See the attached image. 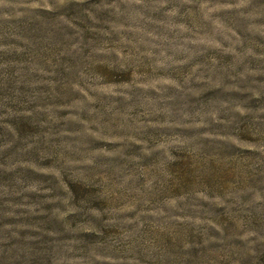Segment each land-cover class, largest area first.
Returning <instances> with one entry per match:
<instances>
[{"label": "rangeland", "instance_id": "obj_1", "mask_svg": "<svg viewBox=\"0 0 264 264\" xmlns=\"http://www.w3.org/2000/svg\"><path fill=\"white\" fill-rule=\"evenodd\" d=\"M0 264H264V0H0Z\"/></svg>", "mask_w": 264, "mask_h": 264}]
</instances>
